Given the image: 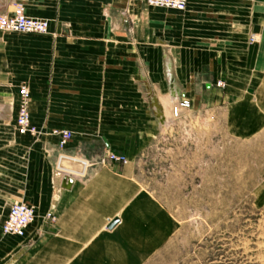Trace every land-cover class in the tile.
I'll list each match as a JSON object with an SVG mask.
<instances>
[{"label": "crops", "instance_id": "crops-1", "mask_svg": "<svg viewBox=\"0 0 264 264\" xmlns=\"http://www.w3.org/2000/svg\"><path fill=\"white\" fill-rule=\"evenodd\" d=\"M12 1L46 18L47 31L0 30V223L14 199L35 212L23 234L0 231V264H92L105 245L122 244V232L150 223L153 244L137 264L169 231V217L141 190L132 162H105V151L134 156L185 99L184 112L210 102L236 132L260 125L264 0H186L182 9L0 0V13ZM20 84L37 135L16 131ZM61 128L71 134L59 146L51 130Z\"/></svg>", "mask_w": 264, "mask_h": 264}, {"label": "rangeland", "instance_id": "rangeland-1", "mask_svg": "<svg viewBox=\"0 0 264 264\" xmlns=\"http://www.w3.org/2000/svg\"><path fill=\"white\" fill-rule=\"evenodd\" d=\"M175 109L178 114L168 109L169 123L162 120L134 156L112 149L104 155L105 162H132L141 190L169 217V231L137 264H264V121L243 134L226 127L210 102L200 113ZM109 152L124 160H111ZM155 234L150 223L122 232V244L105 245L92 264H133Z\"/></svg>", "mask_w": 264, "mask_h": 264}, {"label": "built area", "instance_id": "built-area-1", "mask_svg": "<svg viewBox=\"0 0 264 264\" xmlns=\"http://www.w3.org/2000/svg\"><path fill=\"white\" fill-rule=\"evenodd\" d=\"M144 2L149 5L182 9L185 6L186 0H144ZM0 30L44 33L47 31V19L27 15L24 13L23 6L19 2L12 1L7 9L0 13ZM219 82V80L216 81L218 84ZM180 105L187 106V101L181 100ZM14 123L18 133L36 134L39 132L30 122L28 93L25 84H20L17 89ZM51 131L60 135L59 143H63L70 136V130L53 129ZM108 157L116 162L124 160L123 155L113 152H109ZM33 214L31 205L20 200H12L0 223V231L16 235L23 234L26 225L33 218Z\"/></svg>", "mask_w": 264, "mask_h": 264}, {"label": "bare ground", "instance_id": "bare-ground-1", "mask_svg": "<svg viewBox=\"0 0 264 264\" xmlns=\"http://www.w3.org/2000/svg\"><path fill=\"white\" fill-rule=\"evenodd\" d=\"M253 34H257V33H253ZM185 101H187V100H185ZM178 106H179L178 108H186V107L189 106V102L187 101V106H181V105H180V102H179ZM177 114H178V113H177L176 109L174 108V115H177ZM69 174H72L71 171H70Z\"/></svg>", "mask_w": 264, "mask_h": 264}, {"label": "water", "instance_id": "water-1", "mask_svg": "<svg viewBox=\"0 0 264 264\" xmlns=\"http://www.w3.org/2000/svg\"><path fill=\"white\" fill-rule=\"evenodd\" d=\"M60 155V154H59ZM59 155H58V157H59ZM58 159V158H57ZM113 223V220H111V222H110V224H112Z\"/></svg>", "mask_w": 264, "mask_h": 264}]
</instances>
